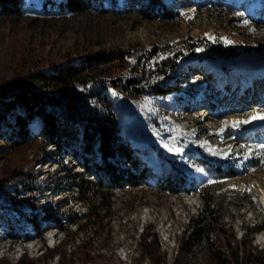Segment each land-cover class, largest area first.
Here are the masks:
<instances>
[{
  "label": "rangeland",
  "instance_id": "rangeland-1",
  "mask_svg": "<svg viewBox=\"0 0 264 264\" xmlns=\"http://www.w3.org/2000/svg\"><path fill=\"white\" fill-rule=\"evenodd\" d=\"M44 2L23 0L20 14L0 16V88L29 68L102 48L147 60L148 51L172 47L186 55L176 68L181 91L119 95L121 136L139 168H147L146 179L136 188L95 194L88 205L71 199L62 180L63 168L81 170L75 157L60 164L39 142L11 150L0 140V179L32 169L42 188L29 194L14 182L3 186L0 250L9 243L11 250L0 252V264H217L204 246L180 255L190 219L201 220L206 203L218 219L208 227L212 248L236 252L241 264L248 245L263 250L264 120L233 122L264 112V76L257 78L264 73V0H162L176 12L174 21L151 16L159 7L143 0H99L81 14ZM201 41L212 50L201 48ZM133 65L130 60L125 68ZM223 169L233 175L221 177ZM89 179L97 180L96 173ZM44 213L54 215L50 228L63 230L62 243L19 258L29 226L37 224L42 233L49 226ZM146 233L158 242L151 256L142 247Z\"/></svg>",
  "mask_w": 264,
  "mask_h": 264
},
{
  "label": "trees",
  "instance_id": "trees-1",
  "mask_svg": "<svg viewBox=\"0 0 264 264\" xmlns=\"http://www.w3.org/2000/svg\"><path fill=\"white\" fill-rule=\"evenodd\" d=\"M97 1L45 0L44 4H49L51 9L81 14ZM143 1L159 7L151 16L166 21L176 19V12L162 0ZM22 7L23 0H0V16L18 15ZM209 45L202 44L200 47L211 51ZM147 53V60H143L144 56L132 55L128 50L102 48L68 57L47 67L27 69L0 88V140L11 150L39 142L45 152L46 147L51 145L54 147L51 156L60 164L71 156L75 157L80 171L71 173L69 168L62 169V180H66V189L75 201L88 205L95 194L138 187L145 182L147 168H139L138 157L133 155V149L121 136V108L117 99L119 95L140 99L148 95L165 97L180 92L181 78L177 76L176 68L180 61L186 59L183 52L172 47L158 51L152 49ZM130 60L134 65L125 68ZM173 80L178 82V86L171 83ZM93 157L98 160L94 164L91 163ZM121 161L127 166H119ZM93 172L97 180L89 179ZM220 174L226 178L231 177L233 172L223 169ZM13 182L29 192H41L42 189L32 169L27 172L13 170L0 179V197L4 193L3 186ZM19 192L15 190L16 196L11 197L15 199ZM201 212V220L190 219V231L180 248V255L184 258L193 255L194 245H199L206 247L217 264H241L242 258L236 256V252L226 254L220 248L211 247L208 227L213 220L217 224L218 219L208 203ZM41 220L51 223L56 219L54 215L44 213ZM36 228L38 233H42L37 224ZM142 236L144 255L151 256L152 248L158 247L157 238L147 233ZM248 246L245 263L264 264V249L252 251V247Z\"/></svg>",
  "mask_w": 264,
  "mask_h": 264
},
{
  "label": "built area",
  "instance_id": "built-area-1",
  "mask_svg": "<svg viewBox=\"0 0 264 264\" xmlns=\"http://www.w3.org/2000/svg\"><path fill=\"white\" fill-rule=\"evenodd\" d=\"M48 147H50V149H51L50 153H53L54 147L53 146H48ZM26 192L29 194L31 193L27 190H26ZM42 209L43 208L40 206V210H42ZM68 222L70 224L76 225L74 222H71V221H68ZM47 224L49 226L46 228L45 232H43V233H38V231L34 227V225L29 226V228H28L29 230H27L26 236L23 237L24 242L22 243V245L18 246V249L20 251L19 258H22L28 252L34 254V253H37L38 251H41L42 249H44V252H45V250L47 248L54 250L56 247H58L62 243L64 236H62V238H60L61 236L59 237V235L61 233H63V230L61 231L59 227L50 228L51 223H47ZM59 225H60V223H59ZM4 226H5V224H2V225L0 224V229L4 228ZM7 227L9 228V226H7ZM77 230L80 231L79 228ZM8 232H9V230H8ZM41 237L45 240L44 244H40V241L42 239ZM169 239H168V241H169ZM174 242H175V240H174ZM44 245H46V247ZM3 247L1 248L0 252L11 250L10 249L11 248L10 243L6 245V248H3ZM41 255H43V252H41L40 255L36 256V258L41 257ZM1 257H4V255H1L0 258ZM49 260H51V259H49Z\"/></svg>",
  "mask_w": 264,
  "mask_h": 264
},
{
  "label": "snow or ice",
  "instance_id": "snow-or-ice-1",
  "mask_svg": "<svg viewBox=\"0 0 264 264\" xmlns=\"http://www.w3.org/2000/svg\"><path fill=\"white\" fill-rule=\"evenodd\" d=\"M245 24H247V21H245ZM227 43H231V41H228L226 38H224ZM252 120H264V112H259V113H253L249 119L247 120H237L233 122V126H238L239 124H245L249 123ZM227 123V122H225ZM261 148H264V145H261Z\"/></svg>",
  "mask_w": 264,
  "mask_h": 264
},
{
  "label": "bare ground",
  "instance_id": "bare-ground-1",
  "mask_svg": "<svg viewBox=\"0 0 264 264\" xmlns=\"http://www.w3.org/2000/svg\"><path fill=\"white\" fill-rule=\"evenodd\" d=\"M257 75H258L257 78H262V77L264 76V73H257ZM238 80H239L238 77H236V78H234V79H231V80H230V88H234ZM238 82H239V81H238ZM49 146H51V145H49Z\"/></svg>",
  "mask_w": 264,
  "mask_h": 264
}]
</instances>
